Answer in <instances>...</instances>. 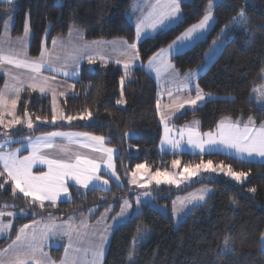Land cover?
<instances>
[{
	"label": "trees",
	"instance_id": "16d2710c",
	"mask_svg": "<svg viewBox=\"0 0 264 264\" xmlns=\"http://www.w3.org/2000/svg\"><path fill=\"white\" fill-rule=\"evenodd\" d=\"M136 0H14L0 2V34L9 17L14 18L13 36L23 34L28 23L32 31L29 52L38 56L43 43L79 29L87 39L125 38L136 42L135 27L127 16ZM208 0H187L181 4L182 19L159 33L137 42L141 65L130 70L102 61L83 66L75 81L73 94L61 98L62 118L52 123L53 105L48 94L31 88L20 92L16 116L0 115V140L25 137L53 130H76L102 136L118 150L116 171L125 183L128 171L144 163L151 170H173L212 160L248 173V180L236 183L224 176H206L187 187L163 185L155 188L167 193L155 199L160 208L142 204L139 212L114 229L104 264H264V162L244 161L221 153L195 155L172 153L159 148L162 127L157 113V86L145 71V63L158 50L170 44L205 14ZM240 10L245 15L239 16ZM7 13V15H6ZM215 23L205 38L189 49L172 56L176 69L185 73L205 63L210 46L223 40L220 54L199 75L198 85L214 98L184 111L173 120L183 125L192 120L202 132L213 131L222 119H247L264 125V102L259 97L264 84V0H221L214 8ZM235 19L236 22H233ZM225 30V34L222 33ZM123 79V84L121 80ZM4 77L0 76V92ZM118 100L124 103L118 104ZM91 116L69 122L67 116ZM36 117H40L37 120ZM45 118L46 121H45ZM31 119L32 127L27 126ZM19 120V123L15 121ZM10 124L4 126V124ZM8 128V129H7ZM0 171L3 169L0 167ZM7 174L0 182L7 180ZM209 182L212 192L194 206L181 222L173 221V198L196 185ZM255 189V191H252ZM71 199L54 205H33L9 180L0 188V211L25 209L26 216L15 218L11 236L0 239L6 246L18 225L38 216L63 218L75 212L118 210L125 195L122 187L111 182L109 190H80L69 185ZM145 228L146 233L142 231ZM149 230V231H148ZM62 246L54 249L57 258ZM133 254V258L130 259Z\"/></svg>",
	"mask_w": 264,
	"mask_h": 264
},
{
	"label": "crops",
	"instance_id": "0c3cea01",
	"mask_svg": "<svg viewBox=\"0 0 264 264\" xmlns=\"http://www.w3.org/2000/svg\"><path fill=\"white\" fill-rule=\"evenodd\" d=\"M11 1L14 0H0V2H11ZM183 1H187V0H183ZM159 2L162 4L164 0H159ZM216 4L217 3L213 5L212 12ZM206 9H207V5H206ZM159 11L160 8L158 7V0H136L131 5L127 16L134 24L135 36H136L137 24L140 23L141 21H143L144 24L141 32V38L139 39V41H141L144 38L153 36L159 33L160 31L175 24V23H169L166 20L165 21L166 26H159L157 31H153L149 25L151 22H154L156 14ZM213 17L214 20L209 22V26L207 27L206 30L201 32L199 35L194 34V36H196V39L192 41L184 42V44H182L178 50L174 48L171 54L164 57L163 63L170 64L171 67L164 68L161 60H157L152 67H149L150 58L153 57L159 50L155 54H153L145 63H143V67L145 71L151 76V78L153 79V81L157 86L156 107H157L159 121L162 127V136H161L159 148L162 151H167L172 153L186 152L195 155H203L208 153H221L244 161L264 162V157H261L259 155L253 154L252 156H248L247 153L237 154L235 150L224 148L223 146H217L213 149L206 148L205 152L201 154L198 149L193 148L191 145L188 144L189 133L190 132L194 133L193 138L195 139L198 137H203V134L208 133L209 131L207 132L200 131L199 124L195 120H192L183 125H176L173 123V120L179 115H181L184 111L197 108L202 104H204L209 99L214 98L213 94L207 93L200 88V86L198 85V77L208 68V66L220 54L224 45L223 40H217L212 45L213 46L211 48L212 51L209 50V52L207 53L205 57V63L202 66H199L192 71L181 73L176 69V67L172 62L173 55L189 49L191 46H193L194 44H196L198 41L202 40L205 37L204 36L205 33H208L215 23L214 13H213ZM13 25H14V18L9 17L6 20L2 33L0 34V56L9 57L13 60H19L25 66L17 67L15 63H7V61L0 60V76L4 77V84L2 86L1 92H3L4 100H5V105L3 107H0V115L10 119H13L17 113L18 102L21 92L20 90L17 97V93L15 91L17 88H21V89L31 88L33 90L41 92L39 88L41 85H43L45 87V91L43 93L48 94L50 96L54 111L53 102L59 101L60 103L61 98L63 96L74 93L75 81L79 79L84 64L89 63V59H88L89 57H92L93 61L113 63L122 67L123 69H125L124 65L125 63H127L129 65V68L127 70H130L142 64L140 60L138 48L133 50L132 48L129 47V45L133 43L137 44V42H139L137 41V39L136 42H130L125 38L90 40L87 39L84 36V33L79 29H72L66 36L63 37H54L50 41L49 45H46L44 41L40 54L34 57L31 56L29 52L30 42L32 37V31L30 29V26H29V31L27 33L24 30L22 35L13 36L12 35ZM223 34H225V30L223 31ZM53 41H55V44H53ZM169 45L163 47L162 49H167ZM117 61H119V63H117ZM35 62L41 63V72L39 74L34 73L30 67V65ZM157 68L160 69L159 72L157 71ZM45 78H47L46 84H44ZM29 85H35V87H29ZM197 88H199L200 94L205 97L204 100L198 101L197 104L194 106L186 103L187 100L195 99L197 95ZM13 100L16 101L14 108L12 106ZM179 103H184V107L178 108L177 105ZM60 109H61V105H60ZM59 112L62 113V110ZM55 115L57 116V120H60L63 117L61 116L60 118H58V115L56 113ZM249 119L250 118L232 120L226 118V119H222L218 123V125L221 122H226V123L231 122L233 124L238 125L241 130L244 129L245 126H247L254 130L253 134L259 132L261 128L264 127V125L262 124L255 123L252 119L250 124ZM7 125L10 124L9 123L4 124V126ZM217 130L218 129L216 127L211 132L215 133L217 132ZM52 132H60L69 135L51 137L50 140L53 144V147L51 148L44 147L43 144L41 143L38 146L39 151L37 155L39 157L45 159L62 160L64 162L75 163V158L79 156L81 160H93L95 163H97L100 166V171L97 173V175L101 177L100 181H93L91 184H89L88 188H84L81 185L76 184L74 180L70 178H66L65 182L68 188L69 185H73L80 190H86L90 188L109 190L111 187V182H114L118 186L120 185L121 178L119 177L116 171V163H115V158L118 155V150L115 147L108 145L105 142V139L102 145L89 139V136H98V135L90 134L83 131H76V130H53L50 132L37 134V135H30L25 137H18V138L5 137L4 139L0 140V144L5 145L3 149L0 151H3L5 153L15 152L17 158L22 160L24 157H28L32 155V145L37 142V138L44 137L46 136V134ZM83 134H88V136H85ZM203 138L206 139V137ZM163 141H169V142L176 141L178 142L179 147L173 149L171 147V143H164ZM109 148L113 150L112 160H111L113 164V169L107 168V162H108L107 154L103 150H97V149H109ZM0 167L3 169V162H0ZM31 170L33 174L39 175L41 172L48 171V165L39 162V159H37V161L32 164ZM113 171L115 172L116 176L119 177V181H117L116 178L112 176ZM102 180H108L109 183L107 185H104L102 183ZM70 199H71V193L69 190L68 194L61 193L60 197L57 199L55 203L60 201H69ZM44 203H51V202L45 201ZM101 212L103 213L109 211L103 210ZM79 213H83V212H75L63 218H57L51 215L38 216L30 221H26L18 225L17 232L24 225L37 227V225H35L37 223L49 222L46 220H50L52 221V223L54 221L57 227L49 230L45 238H43L42 240L41 249L43 252H46L48 243L49 245H52L51 246L52 248H56V247L59 248L61 246L58 245L63 244L64 243L63 240L68 241V235L65 234L66 233L65 226L67 227V224L72 229L79 227L80 225L88 226L89 224V218L87 217L88 213H83L85 215H81ZM93 213H99V212H96V209H93ZM116 225L117 224H113L112 226L107 227L108 228L106 232L107 238H110L112 230L119 226ZM14 227H15V223L13 224L12 227L13 229L11 233L14 231ZM16 236L17 235L14 234V236L11 238V240L8 241L6 246L0 248V260H5L2 261L4 262V264H8V261L14 258L13 241H15ZM71 243H72L71 249L73 250L71 259L73 260V262L77 260L81 261L83 257H85L88 260H93V259L96 260L98 264H104L105 256L108 251L107 246L110 244V240L109 242L103 244V251H102V255L100 256H97L95 254L99 245L92 252H90L87 248H85L80 242H77L76 240ZM19 245H20V249L22 250L26 249V241L22 240L21 242H19ZM261 245L262 248H264L263 238L261 239ZM68 250L69 249H67L64 246L63 254L64 253L66 254ZM50 257L52 262H54V264H63L62 258L59 261H56L54 259V255L50 254Z\"/></svg>",
	"mask_w": 264,
	"mask_h": 264
},
{
	"label": "snow or ice",
	"instance_id": "6c2138e0",
	"mask_svg": "<svg viewBox=\"0 0 264 264\" xmlns=\"http://www.w3.org/2000/svg\"><path fill=\"white\" fill-rule=\"evenodd\" d=\"M183 0H164V2L161 4L158 0V7L160 8V11L156 14V17L154 19V22L150 23V27L153 31H157L159 26H166L165 21L167 20L169 23H176L179 22L182 19L183 12L181 10V4ZM212 7L213 4L211 0H209L208 7L205 11V14L201 20H199L198 23L193 24L190 28H188L181 36L177 37L175 41H173L172 44H170L167 49H160L153 57L149 60V67H152L153 64L157 60L162 61V65L164 68L171 67L170 64L163 63L164 57L171 54L173 49H179L184 42L192 41L196 39V36L194 34L199 35L201 32L207 29L209 26V22L214 20L213 13H212ZM7 15V13H6ZM245 15L243 10H240L239 16L243 18ZM11 18V17H10ZM233 22H236L235 19ZM144 24L143 21L137 24L136 26V39L139 41L141 38V32ZM25 32L27 33L29 31V25L25 24ZM223 33V30H222ZM126 43V42H125ZM53 44H55V41H53ZM130 48L135 50L137 48V44L133 43L129 45ZM43 56V53H42ZM89 63L93 62V58L89 57ZM0 60L7 61V63H15L17 67H23L25 66L22 64L19 60H13L9 57L0 56ZM119 63V61H117ZM32 71L34 73L39 74L41 72V63L35 62L30 65ZM124 68L126 70L127 75V69L129 68V65L125 63ZM159 68H157V71L159 72ZM47 83V78L44 79V84ZM121 84H123V79L121 80ZM7 87V84H6ZM29 87H35V85H29ZM22 90L21 88H17L15 91L17 93V97L19 94V91ZM39 90L43 93L45 91V87L43 85L40 86ZM171 95V93H170ZM204 96L200 94L199 88H197V95L195 99L187 100L186 103L190 105H196L198 101L204 100ZM118 104L124 103L123 100H118ZM16 101H12L13 108L15 107ZM5 105L4 100V94L3 92H0V107H3ZM159 107V105H158ZM178 108L184 107V103H179L177 105ZM91 116V112H88L87 115L80 114L79 117L76 116H67L66 119L71 122L72 120H75L77 118L79 119H86ZM37 120H40V117H36ZM47 118H45L46 121ZM57 120V116L55 115V112L52 115V123H55ZM2 119H0V123H2ZM16 123H19V120L15 121ZM249 123L251 124V118L249 119ZM27 126L29 128L32 127V121L31 119L28 120ZM167 128V126H166ZM217 132L213 133L209 131L208 133H204L203 137H206L204 139L203 137L193 138L194 133L190 132L188 136V144L191 145L193 148H196L199 150L201 154H203L207 149H213L217 146H223L224 148L233 149L237 154H244L247 153L248 156H252L253 154L259 155L261 157H264V127L261 128V130L255 134H253L254 130L245 126L244 129H240L238 125L233 124L231 122H221L217 126ZM69 134L60 133V132H52L46 134L44 137L37 138V142L32 145V155L28 157H24L22 160L18 159L15 152L11 153H5L3 151H0V162H3V171H0V177L4 176V173H7V180H4L3 182H0V188L4 186L5 183H8L10 180L12 183V191L14 194L18 191L19 193H22L24 197L31 198V202L33 205L39 204L40 208L44 207V202L49 201L51 204H55L57 199L60 197L61 193L68 194L69 188L65 182L66 178H70L75 181L76 184L81 185L84 188H88L89 184H91L93 181H100L101 177L97 175V173L100 171V166L95 163L93 160H81L79 156L75 158V163L70 162H64L62 160H51V159H45L42 157H39L37 155L39 151V145L42 143L44 147L51 148L53 147V144L50 140L51 137H57V136H67ZM85 136H88V134H83ZM89 139L92 141L97 142L98 144L103 143L104 137L102 136H89ZM164 143H171V147L173 149H176L179 147L178 142L176 141H163ZM5 145L0 144V150L3 149ZM97 150H103L107 154V168L113 169V164L111 162L112 160V149H97ZM39 159V162L45 163L48 165V171L47 172H41L39 175H35L32 172V164ZM181 164V161L176 159L172 161L173 168L179 167ZM144 164H137L136 169H144ZM201 170L205 172H225V166L223 165V162H221L220 165L214 166L212 160H207L206 162L201 160L200 163L196 164L195 167H192L191 165H184L183 169L179 173H169L168 171L161 172L160 170H156L155 173L150 177V179L147 181V183H151L153 180L157 185L163 183L168 184H177V175L179 177H184L187 175L188 177L194 176L198 174ZM133 179L130 181L132 184H137V180L135 179L136 172H133L132 174ZM226 175L230 176L235 181H241L242 178L246 177L248 173L245 172H236L233 171L231 166H227V172ZM112 176L116 178L117 181H119V177L116 176L115 172H112ZM102 183L104 185H107L109 183L108 180H102ZM141 188L146 187L145 184L141 183L138 185ZM206 191V190H202ZM252 191H255V189H252ZM144 195H148V193H145ZM197 199H203V195H200L197 197ZM141 203V199L139 196H137L136 204L139 205ZM132 205L129 203V201L125 200L123 202V205L121 207V216L123 215V212L125 209L131 208ZM5 213L0 212V217L4 216ZM7 215H13V213H7ZM120 217H117L115 219H119ZM35 223V222H34ZM11 227L10 224H3L0 222V232H4L5 230L9 229ZM29 225H24L22 228L18 230V234L16 236L15 241H13V245H16L18 242H21L22 240L26 241V251L17 253L14 258L10 259L8 261V264H28V258L29 257H35V254L37 251H41V244L43 238L46 236L47 232L51 229L56 228L54 221L51 224H48L45 226V229L37 234L36 231H33L30 237L26 235L27 230L29 229ZM106 232L107 228L103 230V232L100 235V245L98 246V249L96 251V255L100 256L102 255L103 251V244L106 241ZM67 234V233H65ZM0 264H4V262L0 261ZM36 264H54V262L51 261H45V260H36Z\"/></svg>",
	"mask_w": 264,
	"mask_h": 264
},
{
	"label": "rangeland",
	"instance_id": "374dc122",
	"mask_svg": "<svg viewBox=\"0 0 264 264\" xmlns=\"http://www.w3.org/2000/svg\"><path fill=\"white\" fill-rule=\"evenodd\" d=\"M56 1L58 4H61L64 2V0H56ZM220 1L221 0H211L213 5L215 3L220 2ZM208 4H209V0L207 3V7H208ZM207 34L208 33H205L204 36L206 37ZM175 40H173V41H175ZM215 42H213L212 45ZM212 45L210 46V49H209L210 51H212L211 50V48L213 47ZM261 88L262 89L260 90L261 94H259L260 95L259 99L260 100L262 99V101L264 102V84L262 85ZM53 103H54V111L58 115V118H60L62 116V113L59 112V111H61L60 103H59V101L58 102L55 101ZM140 164H144V163H140ZM144 165H145L144 169L137 170L136 166H135L132 170L128 171L127 177L125 178L126 179L125 183L121 180V183L119 186L122 187L126 184V190H125V195L122 196V198L118 201L119 202L118 210L113 211L112 209H107L104 211H109V212L93 213L94 208L91 209L90 211L86 212V213H88L87 217L89 218L88 226L80 225L79 227H76L74 229H72L68 224H67V227L65 226V230H66V233L68 235V241L63 240L64 243L61 245H58V246H62L63 248L65 246L67 249H69L66 254L65 253L63 254V249H62L61 256L59 258H57L54 254V249H57L58 247L52 248L51 247L52 245H49V243H48V247L46 248V252L42 251L43 255H41V251H37V253L35 254V257H29L28 258V264H36V260H45V261H51L52 262L50 254L54 255V259L56 261H59L62 258L63 264H98L96 262V260H94V259L88 260L85 257H83V259L81 261L77 260V261L73 262V260L71 259L72 252H73V250L71 249V246H72L71 242L76 240L77 242H80L90 252H92L98 245H100V235L103 232V229L107 228L108 226H112L113 224L119 225L121 223H124L125 221H127L131 217L135 216L139 212L142 204H151L152 206H154L156 208H160V206H161L160 203H158L155 199L161 197L164 194L165 195H168V194L167 193H158L155 188L161 187L163 185H173L175 188L187 187L189 185H192L193 183L200 181V179L204 178L205 176L209 180L213 179L214 177L224 176L226 178V180L233 181V182H236L239 184L246 182L249 178L248 176H246V177L242 178L241 181L233 180L230 176L226 175L227 166L224 165L225 166V172L224 173H221V172L211 173V172H205V171L201 170L198 174L191 176V177H188L187 175H185L184 177H179L177 175V177H176L177 178V184H168V183L162 182L161 184L157 185L154 180L150 184L147 183V181L155 173V171L151 170L146 164H144ZM216 165H220V164H214V166H216ZM192 167H195V165H193ZM182 169H183V167L179 166L177 168H174L173 170H160V171L161 172L168 171L169 173L175 174V173H179ZM133 172H136L135 179L138 182L137 184L130 183V181L133 179V177L131 175ZM141 183L145 184L146 187H144V188L139 187L138 185ZM212 188H213L212 184L209 182H206V183H201L199 185H196L194 188H192L186 192H182V193L177 194L173 198V203H172L173 204L172 212H173L174 223L178 224L179 222H181L183 220V218L191 211V209L194 206L204 202L205 199L207 198V196L212 192ZM202 190H206V191H202ZM145 193H148V195L147 196L144 195ZM200 195H203V199H197V197H199ZM137 196H139L141 199V203L139 205L136 204ZM125 200L129 201V203L132 205V207L125 209L123 212V215L121 216V207H122L123 202ZM0 212L5 213L4 216L0 217V222H2L3 224H10L11 225V227L9 229L5 230L4 232H0V239L6 238L7 236H11V231L13 229L12 228L13 224L15 223V218L18 216H26L28 213V211L25 209H17V210H12V209L10 210L9 209V210H1ZM7 213H13V215H7ZM100 213H102V214H100ZM79 214L85 215L83 213H79ZM117 217H120V218L117 220V219H115ZM46 221H49V222L37 223V224H35V225H37V227L30 226L29 229L27 230L26 235L28 237H30L31 234L33 233V231H36L37 234L39 235V233L45 229L46 225H48L49 223L50 224L52 223V221H50V220H46ZM113 230H112V233H113ZM142 231L143 232L145 231L144 233H146L145 228H142ZM112 233L110 235V238H107L106 241L104 242V244L109 242V240H111ZM15 234L17 235L18 232L15 231ZM262 238L264 241V233L262 235ZM108 246H107V248H108ZM19 249H20V245L18 242L16 245H14V249H13L14 256L17 253H20V252L27 250V249H23V250L22 249L19 250ZM131 258H133V254L131 255L130 259ZM0 261H5V260H0Z\"/></svg>",
	"mask_w": 264,
	"mask_h": 264
}]
</instances>
